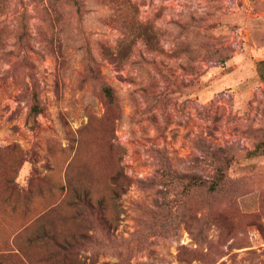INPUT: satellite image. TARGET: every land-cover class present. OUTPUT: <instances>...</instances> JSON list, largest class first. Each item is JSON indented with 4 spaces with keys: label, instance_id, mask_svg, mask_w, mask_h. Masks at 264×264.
Wrapping results in <instances>:
<instances>
[{
    "label": "rangeland",
    "instance_id": "1",
    "mask_svg": "<svg viewBox=\"0 0 264 264\" xmlns=\"http://www.w3.org/2000/svg\"><path fill=\"white\" fill-rule=\"evenodd\" d=\"M263 60L264 0H0L1 263L264 264Z\"/></svg>",
    "mask_w": 264,
    "mask_h": 264
},
{
    "label": "trees",
    "instance_id": "2",
    "mask_svg": "<svg viewBox=\"0 0 264 264\" xmlns=\"http://www.w3.org/2000/svg\"><path fill=\"white\" fill-rule=\"evenodd\" d=\"M21 38H22V36H21ZM260 65H264V60L260 62ZM262 74H263V77H264V73H262ZM103 93H104L105 97L111 103L115 102V100H116V94H115L114 88L111 85H108V84L105 85L103 87ZM42 109H43V107L41 105L40 98H39L38 94H36L35 95V103L31 107L30 113L36 115V114L40 113ZM195 184H197V185H204V184H206V182L203 181V180H201V179H199V180H197V182ZM219 184L220 183H218V182L217 183H212L211 186H210V189L211 190H216V188H218ZM72 249H73L72 246L69 247V248H67L68 251H72ZM0 264H3V263H1V260H0Z\"/></svg>",
    "mask_w": 264,
    "mask_h": 264
}]
</instances>
